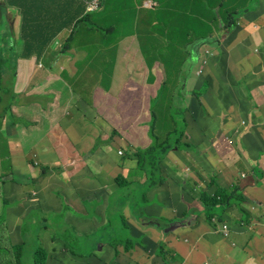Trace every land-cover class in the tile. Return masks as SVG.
I'll list each match as a JSON object with an SVG mask.
<instances>
[{
  "label": "crops",
  "instance_id": "crops-1",
  "mask_svg": "<svg viewBox=\"0 0 264 264\" xmlns=\"http://www.w3.org/2000/svg\"><path fill=\"white\" fill-rule=\"evenodd\" d=\"M89 1L24 0L26 11L41 18L42 24L51 26L53 33L58 27L64 26L53 44L39 46L36 57H32L34 54L31 55L30 48L19 37L22 28L19 27V16L9 15L8 18L13 30L11 20L13 17L17 18L18 32L14 31L12 37V44H15L14 57L6 52L0 53V61H6L5 65L0 67V87L2 95L10 98L11 112L15 120L7 122L6 116L0 123V188L5 193L6 185L15 187L17 184L22 188L29 186L26 190L27 197L24 199L27 205L30 204L29 196H39L36 191H30V182L39 184L45 180L43 186L48 190L52 182L51 177L59 180L51 171L55 166H60L61 173L72 174L78 171L79 173L67 176L65 185L73 178H79L78 186L82 191L89 193H92L95 187L94 177L102 174L105 168L106 175H109L106 171L113 174L114 179L109 175L112 183H108V186L115 190V182L127 178L132 167L137 164L138 148L144 149L151 144L146 125L150 120L147 118L149 100L150 97L156 96L163 76L159 75L150 83L151 86L147 87V76L144 74L148 73V70L145 64L139 62L138 65H129L123 62L119 65L118 62H113V86L118 87L116 95L108 93L112 91L109 89L112 86L109 85L106 88L94 87L87 101L78 97V100L93 109V119H80L78 110L73 113L74 103H61L62 87L72 81L74 74L75 78L79 76L75 68L71 73L66 70L67 64L70 61L73 63L75 57L78 58L75 66L82 62L87 67L102 68L104 64L111 65L110 60H103L94 53L89 54L71 41L64 43L69 28L78 17L84 15ZM33 3H53L55 7L49 17L42 19L39 12L31 8ZM103 9L101 6V10ZM242 19L244 21H241ZM239 21L241 23H237L236 31L230 29L232 21L223 26L221 33L228 32L229 42L218 41V47L224 48L228 45L229 49L240 53L242 60H251L248 50L251 45L257 47L255 52H263L264 55V0L254 1L250 13L246 18L240 17L237 22ZM85 29L87 31V28H84L82 35ZM181 33L183 31L179 32ZM231 33L233 36H230ZM88 41L89 37L82 39L81 44L87 45ZM57 42L61 44L59 49L53 47ZM200 45H205V42ZM200 45L190 52L192 56L189 61L194 58L200 60L203 49L202 46L199 49ZM99 48L97 45V49ZM212 48L215 52V46ZM135 49L131 48L130 54H133ZM224 52L223 50L221 53ZM100 61L103 62L101 65L98 64ZM252 61L262 63L263 71L260 77L264 76V59ZM128 66L132 69L127 70ZM239 67L246 69L247 60L241 62ZM26 69H32L28 76L25 74ZM202 74L204 72L200 75ZM76 81L78 79L74 82ZM140 81H144L145 85ZM249 97L252 98V105L246 94L235 93L231 97L230 105L224 108L225 113L222 115L219 129L209 137L205 134V129L196 123V116L200 113L199 106L205 108L203 95L200 94L197 103H190L187 127L191 133L203 134V138L197 142L185 140L180 149L174 148L163 155L170 165L167 174L177 186L169 195L174 208L170 223L175 225V228L166 231L167 228L162 227L159 222V204L150 205L147 208L149 216L143 219L144 222L132 218L130 224L135 226L136 233L141 232L144 235V239L157 242V248L136 245L125 251L126 253H120V264H264V152L258 153L260 148H264V78L251 85ZM99 106L103 108L104 116L99 113ZM228 112L233 113L223 117ZM226 128L244 130V136L230 137L225 134ZM217 138H221L219 155H215L210 149L212 140ZM116 142H125L131 148L132 156L129 161L114 155ZM190 144L199 147L200 152L194 153ZM84 146H87L85 155L81 152ZM204 146L209 147V150H205ZM182 149L187 151H181ZM88 152H91L89 157ZM117 153L123 154L120 151ZM27 155L30 157L28 160ZM40 163L44 165L45 171L37 175L33 166ZM70 170L72 171L69 172ZM104 186L105 184L101 183L98 187ZM66 191L69 190L66 188ZM204 191L209 194L224 192L227 197H224V203L205 209L198 198ZM33 192L34 194H31ZM183 194L190 203L183 204L181 200L178 202ZM159 195H163L161 189ZM59 197L60 203L69 206L71 210L86 211L88 215L86 206L89 201L86 198H82V203L76 202L74 210L69 205L71 201L66 199L64 202L65 197ZM16 202L17 199L6 198L4 205H1L0 235L2 230L5 232L3 225L8 216L7 208L14 206ZM31 209L36 208L21 211V214L15 211V214L21 216V221L25 222L26 218L30 217ZM177 213L184 217L177 219ZM74 222L76 225L80 223L78 220ZM224 226L227 228L224 229ZM5 235L7 241L11 242L12 239L6 232ZM16 236L20 237V242L23 241L21 230Z\"/></svg>",
  "mask_w": 264,
  "mask_h": 264
},
{
  "label": "rangeland",
  "instance_id": "rangeland-1",
  "mask_svg": "<svg viewBox=\"0 0 264 264\" xmlns=\"http://www.w3.org/2000/svg\"><path fill=\"white\" fill-rule=\"evenodd\" d=\"M145 1L99 0L96 8L85 9L86 17L77 25L71 43L83 48L89 54L94 53L103 60H110L111 65L107 68H101V66L89 68L94 73H100L106 77L103 83L72 82L75 79L74 74L72 81L66 83V87H62L61 103H74L73 113L78 110L80 119H93L95 115L93 109L87 103L78 100V97L87 101L96 85L105 87L110 85L112 87L109 89L112 91L108 93L116 95L118 87L113 86L115 75L113 62H118L119 65L123 62L138 65L137 57H142L148 70L147 87L151 86L150 83L163 73L162 87L158 88L157 96H152L149 100L147 118L150 120L146 124L148 130L152 128L159 137V142H163L168 133L176 129L167 143H172L183 131L185 135L182 136L181 146L185 140L191 142V139L197 142L198 139L203 138V134L191 133L187 127V119L190 115L185 113V104L195 91L202 94L205 99V108L199 106L200 113L196 116V123L205 129L204 132L209 137L219 129L222 115L225 113L224 108L230 105L231 97L235 93H244L252 105V98L249 97L251 85L256 80L264 78L263 75L260 77L263 71L262 63L252 61L264 59L263 52H255L257 47L251 45L248 48L251 60H242L240 53L229 49L228 45L223 48L218 47L217 44L218 41L223 42V40L226 43L229 42L227 41L228 32L221 33V30L227 23L230 13L235 17V22L229 26L236 31L237 23L244 21L242 19L237 22L240 18L238 14L246 18L256 0H153L155 5L152 8L144 7ZM101 6L104 7L103 10ZM11 21L17 33V18L13 17ZM84 28H87L89 41L83 46L81 42ZM182 31L183 33L179 34ZM230 36L233 34L231 33ZM204 42L205 45H200ZM97 45L100 46L99 49ZM198 45H200L199 49L203 47L200 60L194 58L189 61L192 56L190 52ZM214 46L215 52L212 48ZM53 47L59 49L61 44L57 42ZM134 47L137 56L130 54L131 48ZM206 50L208 53L205 52ZM223 50L225 52L221 53ZM77 60L78 58L75 57L73 63L70 61L66 70L71 73L75 68L78 74L87 75L82 71L84 69L78 65L75 66ZM204 60H206L205 64ZM246 60L248 67L240 68L239 64ZM126 69L132 68L128 66ZM31 72L32 69H26L25 74L28 76ZM203 72L204 74L200 75ZM140 83L145 85L144 81ZM181 85L184 86L181 87ZM1 107L3 104H0ZM237 107L240 109L238 105ZM98 111L104 116L102 107L99 106ZM151 113L155 115L153 119L150 118ZM231 113L233 112H228L223 117ZM105 121L103 117V122ZM225 134L242 138L244 130L226 128ZM220 141L221 138L212 140L210 149L215 155L220 154ZM23 147L26 149L25 144ZM190 148L194 153L200 152L199 147L192 144ZM203 148L209 150V147ZM114 150L116 157L125 158L127 161L132 156L131 148L125 142H116ZM86 151L87 146H84L81 152L85 155ZM118 151L123 154L120 155ZM181 151H187V149ZM261 151L264 152V148H260L258 153ZM89 156L91 152H88L87 157ZM28 159L30 157L27 155ZM151 163L152 165L147 168L150 178L146 184H137V188L132 192H122L115 198L112 197L115 190L108 186V183H112L110 176L114 179L113 174L106 171L110 176L106 175L105 168L102 174L94 177L95 187L92 193L80 189L79 178H73L65 185V181H68L67 176L78 171L72 174L63 172L59 180L51 177L52 182L48 190L43 186L45 180L39 184L36 182L31 184L30 191H36L39 196L33 198L29 196L30 204L28 205L24 199L27 197L26 190L29 186L22 188L17 184L15 187L6 185L5 193L0 188V212L6 198L17 199L14 206L7 208L8 216L3 228L12 241L8 242L6 238L1 237L2 234L0 235V264H33L34 255L39 256L37 253H41V250L44 251V257H47L45 264H120V253L127 251L124 249L125 240L127 238L135 241L144 239V235L136 233L135 226L130 224L131 219L137 218L139 222H144L143 219L149 216L147 208L150 205L159 204L161 209L158 211L160 212L158 218L162 227L167 228L168 231L175 228V225L170 223L174 208L169 195L177 186L167 174L170 165L163 155H155ZM43 166L42 163L33 166L37 175H40ZM135 168L136 164L132 169ZM101 183L105 184L103 189L98 187ZM118 183L119 181L115 182L117 189ZM66 188L69 191H66ZM53 189H57L59 194L65 197L64 202L66 199L71 201L69 205L74 210H76L74 204L86 198L89 201V203L85 202L88 215L86 211H73L69 206L60 209V197L52 194ZM160 189L163 192L162 196L159 195ZM184 195L178 202L181 200L183 204L190 203L189 200L183 201ZM27 207L36 209H31L30 217L23 222L21 216L15 214V211L21 214V211L29 210ZM50 211L53 212V218H49ZM94 212L101 218H95ZM42 214L45 216V222L40 217ZM182 217L184 215L177 213V219ZM32 218L34 222H29L28 220ZM75 220L80 223L76 225ZM169 223L170 227H168ZM20 230L22 242L20 237L16 236Z\"/></svg>",
  "mask_w": 264,
  "mask_h": 264
},
{
  "label": "trees",
  "instance_id": "trees-1",
  "mask_svg": "<svg viewBox=\"0 0 264 264\" xmlns=\"http://www.w3.org/2000/svg\"><path fill=\"white\" fill-rule=\"evenodd\" d=\"M45 2H50V0H44ZM55 5L53 3H33L31 5V8L33 10H37L42 17V19L49 17V13L53 11ZM9 15H17L19 16L20 23L19 27L21 28V31L19 33L20 39L24 40V42L28 45V47L31 50V55L35 54L38 56L36 51L38 50L39 46H49L54 43L55 38L59 32H61L64 29V26H60L57 28V30L53 33V28L49 26L48 24H42L41 18L33 15L32 13L26 11V7L24 4V0H0V53L6 52L11 57H14L15 55V44H12L14 37V30L12 28V25L9 21ZM239 17H241V14H238ZM86 17V14L80 16L77 18V21L69 28L68 34L66 38L64 39V43H69L73 35L75 34V29L79 22L83 21ZM235 22V17L232 16V13H230L229 18L227 20L228 23ZM45 23V22H44ZM89 36L87 34V31L85 29V32L82 35V39H87ZM137 56V51L133 52ZM138 62L145 64L142 57H137ZM6 61L2 60L0 61V67L5 65ZM84 63V62H82ZM79 64V67L85 74H79V76L75 79H73V82L78 79V81H89L91 83H97L103 81L105 82L106 77L102 76L100 73H94L91 69L95 66L87 67L86 64ZM103 62L100 61L98 64L101 65ZM109 67L108 64L102 65V68ZM148 73H145L144 76L146 77ZM163 76V73H162ZM72 80V79H71ZM76 81V82H78ZM107 85L106 87H108ZM184 85H181V87ZM95 87L102 88L105 86L96 85ZM105 87V88H106ZM162 87V83L159 88ZM180 87V88H181ZM158 94V93H157ZM157 96V95H156ZM200 100V93H196L193 91L192 97L189 98V101H187V104H185V113L186 115H190L189 105L192 102L197 103ZM0 104H3V107L0 108V123L2 121V118H5L7 116V122H14V115L11 112L12 104L10 103V98H5L2 95L1 87H0ZM154 113H151L150 118H154ZM176 132V129H173L168 133L167 138H165L164 142H159V137L155 134V132L150 128L148 130V137L151 139V144L147 148H139L137 150V164L136 168L132 169L130 174L127 178L123 179L121 182L118 183L119 188H115V191L112 194V197L115 198L119 196L122 192H132L134 189L137 188V184H146L149 180V175L147 168L149 165H152V161H154L155 155H165L169 151L173 150L174 148L180 149L181 142H182V136L183 132L180 133L179 136L175 138V140L172 143H167L168 139L172 136V134ZM49 164V163H46ZM60 166H55L51 168V171L54 172L58 178L59 176L62 177V173L59 170ZM45 171V168H41V173ZM60 179V178H59ZM34 182H30L29 184H33ZM58 192L57 189H53L52 193L56 195ZM58 196H62L58 192ZM224 197H227L226 194L220 191L209 194L207 191L201 192L198 196L199 201L204 204L205 209L210 206H215L217 204L224 203L223 199ZM188 199L186 196H183V201H187ZM61 208L66 207L67 205L60 203ZM60 208V209H61ZM51 216L49 218H53V212L50 211ZM95 214V218L100 219L101 216L98 214ZM42 218V221L45 220V216L42 214L40 215ZM33 219V218H32ZM31 219V220H32ZM29 220V221H31ZM1 225V224H0ZM138 234H142L141 232H138ZM1 237L6 238L4 230H2ZM144 242V243H143ZM144 246L148 248H157L158 243L153 241L152 239H143L142 241H135L133 239L127 238L124 242V249L131 250L134 246ZM44 251L41 250V253L39 256L34 255V262L33 264H45L47 257H44Z\"/></svg>",
  "mask_w": 264,
  "mask_h": 264
},
{
  "label": "built area",
  "instance_id": "built-area-1",
  "mask_svg": "<svg viewBox=\"0 0 264 264\" xmlns=\"http://www.w3.org/2000/svg\"><path fill=\"white\" fill-rule=\"evenodd\" d=\"M97 5H98V0H91L90 1V3H89V8H95V7H97ZM155 5V2L153 1V0H146L145 1V4H144V7H149V8H151V7H153ZM206 53H208V50H206ZM205 61L206 60H204V64H205ZM202 71V70H201ZM200 71V72H201ZM243 177H245V175H243ZM33 194H34V192H33ZM227 227H225L224 226V229H226Z\"/></svg>",
  "mask_w": 264,
  "mask_h": 264
},
{
  "label": "bare ground",
  "instance_id": "bare-ground-1",
  "mask_svg": "<svg viewBox=\"0 0 264 264\" xmlns=\"http://www.w3.org/2000/svg\"><path fill=\"white\" fill-rule=\"evenodd\" d=\"M243 4H245V3H243ZM152 8V7H151ZM250 8V7H249ZM253 8V7H252ZM255 8V7H254ZM260 9V8H259ZM243 10V9H242ZM247 10V9H246ZM251 10V9H250ZM248 12V11H247ZM256 12V11H255ZM246 13V12H245ZM250 13V12H249ZM242 26V25H241ZM242 29V28H241Z\"/></svg>",
  "mask_w": 264,
  "mask_h": 264
},
{
  "label": "clouds",
  "instance_id": "clouds-1",
  "mask_svg": "<svg viewBox=\"0 0 264 264\" xmlns=\"http://www.w3.org/2000/svg\"><path fill=\"white\" fill-rule=\"evenodd\" d=\"M90 1H91V0H90ZM90 1H89V3H90ZM89 3H88V7H89ZM98 5H99V0H98ZM98 5H97V6H98ZM95 8H96V7H95ZM205 52H206V51H205Z\"/></svg>",
  "mask_w": 264,
  "mask_h": 264
},
{
  "label": "water",
  "instance_id": "water-1",
  "mask_svg": "<svg viewBox=\"0 0 264 264\" xmlns=\"http://www.w3.org/2000/svg\"><path fill=\"white\" fill-rule=\"evenodd\" d=\"M166 231H168V229H166Z\"/></svg>",
  "mask_w": 264,
  "mask_h": 264
}]
</instances>
